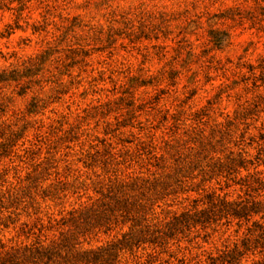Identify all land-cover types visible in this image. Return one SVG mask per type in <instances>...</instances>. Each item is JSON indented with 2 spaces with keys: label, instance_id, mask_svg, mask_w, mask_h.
<instances>
[{
  "label": "clouds",
  "instance_id": "obj_1",
  "mask_svg": "<svg viewBox=\"0 0 264 264\" xmlns=\"http://www.w3.org/2000/svg\"><path fill=\"white\" fill-rule=\"evenodd\" d=\"M0 264H264V0H0Z\"/></svg>",
  "mask_w": 264,
  "mask_h": 264
}]
</instances>
